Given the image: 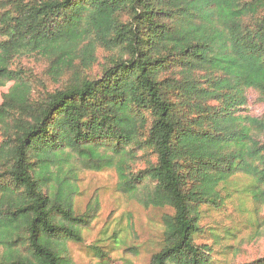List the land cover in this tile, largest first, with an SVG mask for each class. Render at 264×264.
I'll list each match as a JSON object with an SVG mask.
<instances>
[{"label":"trees","instance_id":"trees-1","mask_svg":"<svg viewBox=\"0 0 264 264\" xmlns=\"http://www.w3.org/2000/svg\"><path fill=\"white\" fill-rule=\"evenodd\" d=\"M6 83L0 264H76L69 243L100 209L94 195L77 210L83 170L171 210L149 264H212L196 239L229 179L264 205V111L249 102L264 105V0H0Z\"/></svg>","mask_w":264,"mask_h":264},{"label":"rangeland","instance_id":"rangeland-1","mask_svg":"<svg viewBox=\"0 0 264 264\" xmlns=\"http://www.w3.org/2000/svg\"><path fill=\"white\" fill-rule=\"evenodd\" d=\"M22 62L38 75L44 66L42 61L34 59ZM10 85L0 87V101ZM256 98L254 92H249L253 109L262 113L264 105ZM79 177L77 210L83 211L94 195L99 197L100 209L83 229L82 242L69 243L73 261L76 264H149L151 254L161 244V217L171 210L145 208L133 197L117 192L113 169L83 170ZM245 186V177L229 179L222 188L223 197L229 189L235 190L224 198L223 208L202 212L203 230L196 242L209 247L212 264H256L264 258V205L259 211L254 210L252 200L241 193ZM94 245L99 246L98 251L92 248Z\"/></svg>","mask_w":264,"mask_h":264}]
</instances>
